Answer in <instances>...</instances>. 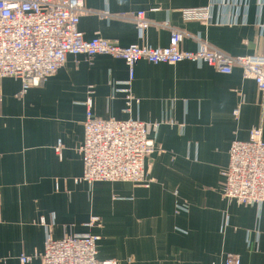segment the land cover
<instances>
[{
  "label": "crops",
  "instance_id": "1",
  "mask_svg": "<svg viewBox=\"0 0 264 264\" xmlns=\"http://www.w3.org/2000/svg\"><path fill=\"white\" fill-rule=\"evenodd\" d=\"M77 27L120 46H166L181 30V48L203 40L230 55L264 54V0H83ZM211 6V21L187 20L185 8ZM149 24L139 37L133 16ZM122 58L69 55L56 73L19 94L21 81L0 82V264L42 251L54 238L93 233L97 258L117 264H264V204L224 198L221 169L234 139L253 127L264 139V97L239 66L218 72L200 61L139 60L130 84ZM138 99L127 107V93ZM92 91L89 93V91ZM94 116L151 125L155 149L145 159L148 186L80 180L85 101ZM237 109V114L234 110ZM61 139V154L55 152ZM92 216L99 226H88Z\"/></svg>",
  "mask_w": 264,
  "mask_h": 264
},
{
  "label": "built area",
  "instance_id": "2",
  "mask_svg": "<svg viewBox=\"0 0 264 264\" xmlns=\"http://www.w3.org/2000/svg\"><path fill=\"white\" fill-rule=\"evenodd\" d=\"M88 11L83 0H0V82L4 77L19 79L21 95L54 75L69 55L83 54L90 58L108 54L125 61L129 71L127 85L131 83L136 63L142 59L154 64L203 61L221 73H230L234 65L239 66L243 77L253 79L264 97V54L230 55L203 40H199L195 50H185L181 48L184 33L177 29L171 31L166 46L136 43L120 46L101 36L85 39L77 24L79 17ZM182 14L187 20L210 23L211 6L185 8ZM133 19L142 37L149 24L144 12H136ZM126 91L128 111L131 101L138 99L128 88ZM85 104L83 140L77 147L83 164L80 180L132 181L148 186L145 159L155 149L148 129L151 125L156 130L157 124L136 118L96 117L90 99ZM234 112L237 114V109ZM63 145L58 139L55 145L58 155ZM221 174L224 198L238 204H264V139L260 126L250 129L247 140L231 142L228 162ZM100 224L98 216H92L87 223L91 227ZM99 238L97 234L83 233L57 239L48 229L43 250L22 254L19 260L27 263L39 259L40 264H117L113 258H97ZM225 264H240V258L228 253Z\"/></svg>",
  "mask_w": 264,
  "mask_h": 264
},
{
  "label": "rangeland",
  "instance_id": "3",
  "mask_svg": "<svg viewBox=\"0 0 264 264\" xmlns=\"http://www.w3.org/2000/svg\"><path fill=\"white\" fill-rule=\"evenodd\" d=\"M145 14V13H144ZM235 140V139H234ZM237 140H239V139H237ZM247 140V139H246ZM233 141V140H232ZM230 147V146H229ZM128 182H132V181H128ZM132 183H136V182H132ZM141 184V183H140Z\"/></svg>",
  "mask_w": 264,
  "mask_h": 264
}]
</instances>
